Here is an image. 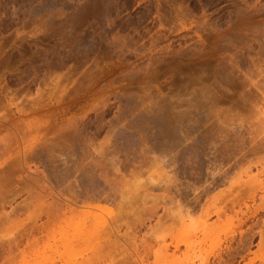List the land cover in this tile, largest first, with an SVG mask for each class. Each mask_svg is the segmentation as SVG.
<instances>
[{"label": "rangeland", "instance_id": "374dc122", "mask_svg": "<svg viewBox=\"0 0 264 264\" xmlns=\"http://www.w3.org/2000/svg\"><path fill=\"white\" fill-rule=\"evenodd\" d=\"M0 153V264H264V0H0Z\"/></svg>", "mask_w": 264, "mask_h": 264}, {"label": "bare ground", "instance_id": "6f19581e", "mask_svg": "<svg viewBox=\"0 0 264 264\" xmlns=\"http://www.w3.org/2000/svg\"><path fill=\"white\" fill-rule=\"evenodd\" d=\"M1 154V153H0ZM264 158V157H263ZM258 159V158H257ZM264 160H261V161H259V164L261 163V164H263L264 162H263ZM258 163V162H257ZM257 163H256V165H257ZM256 165H254V166H256ZM252 167L250 166L249 167V170L251 169ZM7 181V180H6ZM0 189H1V187H0ZM73 200V199H72ZM70 201V200H69ZM71 202H73V203H75L74 201H71ZM86 204V203H85ZM55 205V204H54ZM97 206V205H96ZM67 207V206H66ZM70 207V206H69ZM57 209V208H56ZM65 209V208H64ZM71 209V208H70ZM74 209H75V207H74ZM74 209H73V211H74ZM66 210V209H65ZM72 210V209H71ZM59 211V210H58ZM57 212V211H56ZM67 212V211H66ZM69 212H71L70 210H69ZM76 213V212H75ZM79 213V212H78ZM52 214V213H51ZM67 215V214H66ZM57 217V216H56ZM72 218V217H71Z\"/></svg>", "mask_w": 264, "mask_h": 264}]
</instances>
